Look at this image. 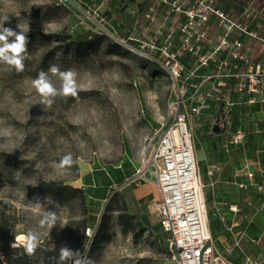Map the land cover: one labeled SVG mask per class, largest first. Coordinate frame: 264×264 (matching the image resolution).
<instances>
[{
  "label": "rangeland",
  "instance_id": "374dc122",
  "mask_svg": "<svg viewBox=\"0 0 264 264\" xmlns=\"http://www.w3.org/2000/svg\"><path fill=\"white\" fill-rule=\"evenodd\" d=\"M229 1L246 5L245 0ZM102 13L88 12L81 3H75L73 9L61 0H0V22H5V27L22 30L27 36H43L41 40L35 37L33 44L27 46L23 71L0 63V218L5 216L16 224L15 246L25 247L17 236L32 232L38 243L50 250L60 251L66 245L86 261L93 232L107 214L112 239L91 255L90 264H166L161 242L165 233L153 228L159 223L153 204L141 198L143 182L119 185L115 183L116 174L110 171L105 178L113 186L108 198L97 202L88 195L96 168L108 172L121 167L124 177L144 170L155 130L170 120L173 83L154 54L145 50L146 56H142L120 44V38L110 32L109 24L100 23ZM108 22L113 26V20ZM93 34L103 39L85 57L71 50L68 54L63 52L71 43L94 40L90 37ZM50 64H56L61 71L71 69L76 73V97L57 96L50 106L42 103L32 80L41 70L48 72ZM48 76L59 88V74L48 72ZM246 110V115L245 110L241 111L238 125L245 126L246 132L251 127L264 130V108ZM232 123L233 120L229 124ZM203 130L201 126L197 132ZM195 142L202 181H206V162L215 172L212 183L216 198L208 200V206L219 208L216 216H211L210 224L213 229L221 226L214 229L217 236H222L214 238L216 246L219 241L231 246L237 240L242 249H237L231 259L256 257L264 250V208L230 212L225 203L232 200L240 204L243 190L229 185L218 173L228 174L239 168L240 163L228 159L218 137H212L210 142L197 138ZM260 144L264 146V141ZM69 153L74 163L61 168V159ZM51 184L67 192L64 197H57L58 192ZM149 190L157 196L156 190ZM209 190L212 189L206 188L205 192ZM117 194L127 202L130 212L139 218L147 216L151 226L136 235H123L117 220L119 212L107 211ZM49 212L56 214L52 227L41 224ZM252 220V232L239 240ZM255 233L261 235L257 246L251 243Z\"/></svg>",
  "mask_w": 264,
  "mask_h": 264
},
{
  "label": "built area",
  "instance_id": "2783aa9c",
  "mask_svg": "<svg viewBox=\"0 0 264 264\" xmlns=\"http://www.w3.org/2000/svg\"><path fill=\"white\" fill-rule=\"evenodd\" d=\"M218 1H130L135 7L131 12L135 23L125 27L119 42L142 56L145 50L154 54L173 82L170 120L155 130L144 170H137L125 182L153 183L158 189V197L149 203L161 229L169 235L166 264H264V252L258 257L230 259L242 249L236 239L231 246H216L196 157L195 139L199 136L195 130L202 115L213 108L223 111L220 116L215 112L208 116L212 127L224 129V152L244 145L246 130L226 125L236 104L234 94L252 105L264 87V64L253 49L257 43L264 46V0H245L244 9L235 13L223 11ZM61 2L73 9L75 3H81L88 12L99 10L88 7L84 0ZM100 23L108 24L107 18L101 17ZM110 32L119 38L118 33ZM245 170L253 183L254 172L248 167ZM237 186L248 188L242 182ZM229 211L236 214L239 209L232 204ZM245 237L243 232L239 240ZM0 264H9L2 252Z\"/></svg>",
  "mask_w": 264,
  "mask_h": 264
},
{
  "label": "crops",
  "instance_id": "0c3cea01",
  "mask_svg": "<svg viewBox=\"0 0 264 264\" xmlns=\"http://www.w3.org/2000/svg\"><path fill=\"white\" fill-rule=\"evenodd\" d=\"M99 1H102L100 4ZM119 1V2H118ZM84 2L87 4V6L89 7H94V8H98L100 11H102V15L101 17H106L108 19V21L113 20L112 24L110 25V23L108 22L111 30H113L114 32L118 33V34H122L124 32L125 27H132L134 25V17L132 16L131 12L133 11V9H135V7H132V2L128 1L126 2V4L123 6L124 8L120 11L119 10V3L120 0H84ZM218 6L223 10V11H227V12H241V10L244 9V6L242 7L243 4H240L239 2L236 3H231L229 0H219L217 2ZM241 9V10H240ZM100 17V18H101ZM253 49H255V54L257 56V60L261 61L262 64H264V46L260 45L259 43L254 44ZM256 97V103L249 105L245 102V97L239 95V94H234V99L236 101V104L233 106V108H231V114L229 117L228 122L226 123V125L229 127H231V125L229 124L231 120L234 121V123H237V126L235 129L236 130L238 128H242L244 130H247V128L243 125H238V122L241 121V119L239 117L242 116V112L245 110V115H246V109H259V108H264V87L262 88L261 92L255 96ZM215 108H213L211 111L205 113V115H207V117H209L208 115H210V113L215 112L214 111ZM242 111V112H241ZM202 118V117H201ZM201 118L199 119V123L198 126L199 128L196 129L195 134L200 133L202 135V131L201 132H197V130H199L202 126L201 123ZM232 123V124H234ZM232 129V127H231ZM263 129H258V128H254L251 127L249 129L248 132H246V136H245V143L243 146H235L231 149L230 153H225L224 150L223 152L228 156L229 160H234V161H238L240 163V167L234 170H231L230 173H226V172H222V173H218L220 178H223V180H227V183L229 185H233L236 186L238 189L243 190V193L246 192V197L243 199V202H241L240 204L236 203L235 205H237L239 211L241 212L244 208L247 209L248 207L252 208V207H260L261 208V204L262 201L264 199V146H261L260 142L261 140L264 141V135H263ZM217 134L214 137H218L222 143V148L224 146V144L226 143L225 141V134H224V129H222L221 127H219V132H216ZM257 135H260L259 137ZM197 139V138H196ZM195 139V140H196ZM199 139V138H198ZM264 145V144H263ZM199 164V162H198ZM248 167L249 170H252L255 174L254 179H253V183H251L248 178H247V170H245V168ZM116 170L121 169V167H117L115 168ZM201 169V166L199 167V170ZM214 168H212V166L210 164H208V162H206V177H205V182H203L204 185V191L206 188H211L212 190H209V194H211L212 198H216V196H214V190H215V186H213L214 184L212 183L213 180L215 179V172L213 171ZM102 172L105 173V175H107L106 177L109 176V172H115L114 170H109L108 172L105 169H99ZM201 171V170H200ZM121 173V172H120ZM122 174V173H121ZM202 174V172H201ZM122 176L124 177V174H122ZM133 175H131L130 177H124L125 181H127L129 178H131ZM116 178H117V174H116ZM115 178V181H116ZM93 180V184H91L90 187H92L93 189H99V187H101V184H99V181H95ZM203 180V177H202ZM247 183V187L246 189H241L240 187L237 186V184L239 183ZM116 183V182H115ZM125 183V182H124ZM123 183V184H124ZM256 185L255 187L253 186ZM122 185V184H120ZM112 184L108 183V189L112 188ZM262 188V190H259V188ZM153 189L156 190L158 193V189L156 188V186H151V184H147L144 183L142 184V195L141 198L143 199V201L146 202H150V200L152 199H156L158 197L157 196H153L151 194V191L149 189ZM137 192H140L137 190ZM242 193V194H243ZM207 193L205 192V197H206ZM218 197V196H217ZM206 202H207V198H206ZM234 201L231 200L232 203ZM225 205L227 206V203H225ZM262 209V208H261ZM229 210V208H228ZM149 219V218H148ZM150 220V219H149ZM245 223V222H244ZM247 223V222H246ZM254 224L253 220L252 221H248V223L246 224V235L251 231V228ZM253 235V239H251V243L252 240L258 241L257 243H253L254 245H258L261 242V235H259V233H255L252 234ZM222 236H218L217 239H221ZM247 237V236H246ZM222 243L223 241H219L217 244V247L219 246V248H222ZM226 243V242H225ZM264 252V250H263ZM261 252L259 255H257L256 257L262 255ZM245 257V256H244ZM243 257H239V259H242ZM234 260H236L235 258H233ZM232 259V260H233ZM238 261V260H236Z\"/></svg>",
  "mask_w": 264,
  "mask_h": 264
},
{
  "label": "trees",
  "instance_id": "16d2710c",
  "mask_svg": "<svg viewBox=\"0 0 264 264\" xmlns=\"http://www.w3.org/2000/svg\"><path fill=\"white\" fill-rule=\"evenodd\" d=\"M128 1H134V0H120V5H119V10H122L124 7V5L126 4V2ZM102 1H99L98 4H100ZM119 2V1H118ZM259 2V0H258ZM261 33L264 35V28L261 30ZM38 34H30L28 36L29 39V44L27 45L28 47H30L31 44H33V39L35 37H37ZM40 37H37V39H42L43 36L39 35ZM119 38L122 37V34H118ZM90 37L95 38L94 40H83V41H78L75 43H71L69 45H67L66 47H64L63 52H65L66 54L70 53L73 51L74 54H76L79 57H85V53L88 52L90 50V48L96 44L97 42L101 41L103 38L100 36H97L95 34L90 35ZM72 46L74 47L73 49ZM118 47V46H117ZM133 47H135L133 45ZM84 49V50H83ZM46 55V54H45ZM75 56V55H74ZM47 58V55L45 56V60ZM219 111H216V113L218 114V116H220L222 114V110H220V107H218ZM201 123L202 126L204 127V130L202 132V135H200L199 139H203L204 141L207 140L210 142V140L212 139V137H214L217 133H216V126L212 127L210 125V119L209 117H207V115H202L201 118ZM232 129H235L237 126V123L234 124H230ZM208 142V143H209ZM8 160V159H6ZM11 166L15 165V162H10ZM120 170H116L115 174H117V178H116V183L123 184L125 182V178L122 176V174L120 173ZM93 179L94 180H98L99 184H101V187H99V189H93L90 183V188L88 189V195L90 197H95L97 202H102L105 201L108 198V192L110 191V189H108V181L105 179L106 175H104V172H102L99 169H95L93 172ZM129 173V172H128ZM131 176V174H130ZM129 176V177H130ZM101 179V181H100ZM85 181H87V183L90 182L89 178H85ZM51 186H54L55 190L58 193L56 194L57 197L62 198L64 197V195L67 192L63 193V189L61 187H57L55 184H51ZM70 188V187H68ZM71 189V188H70ZM73 190V189H71ZM76 192H83L81 189L77 190L74 189ZM246 192L243 193L241 195V202H243V199L246 197ZM207 198V202L208 200H210L212 198L211 194L207 193L206 195ZM120 200H122V206L119 205ZM113 203H115V207L113 205ZM209 203V202H208ZM232 204H236V202H232L229 203L227 202V207L229 208L230 206H232ZM109 207L107 209V211H118L119 214L117 216V220H118V225L121 228V232L123 235H128V234H137V231L140 230L143 231L144 229H146V227H150L151 223L150 220L148 219L147 216H141L139 218V216L135 213V212H130L129 210V206L127 204V202L125 200H123V198L121 197L120 194H117L108 204ZM114 207H113V206ZM208 217H210V224L212 223V215L216 216V211L219 209L218 206H216V208L208 206ZM214 222L215 221V218ZM110 218L108 217L107 214H104L101 219L99 224L96 227V230L93 232V239L91 241L90 247H89V255L86 259V264L87 262L90 261V257L92 254L96 253V250L104 243H108L111 241L112 239V234H111V222H110ZM211 227V231L214 234V237H216L217 239V234L218 232L214 231V229H220V227H215L214 229ZM15 228H16V224L13 223L9 218L2 216L0 218V252H2L8 263L9 264H61V262L59 261V251L58 250H53V249H49L45 246H43L40 243H37V247L35 248L34 252L31 254H28L25 251V247L18 245L15 246ZM154 229H161V226L159 224H157L156 226H153ZM222 230V229H221ZM83 238L86 239V236L83 234ZM169 239V236L166 235V233L164 234L161 242L163 243L164 246V253H166L169 249L167 248V241ZM219 247V246H218ZM237 253V252H236ZM230 258V257H229ZM74 259H76L75 257H73L72 259L66 260L64 262H62V264H73ZM231 259V258H230Z\"/></svg>",
  "mask_w": 264,
  "mask_h": 264
},
{
  "label": "clouds",
  "instance_id": "9594fccd",
  "mask_svg": "<svg viewBox=\"0 0 264 264\" xmlns=\"http://www.w3.org/2000/svg\"><path fill=\"white\" fill-rule=\"evenodd\" d=\"M4 24L5 22H0V63L14 67L17 72L23 71L24 61L27 59L28 36L22 30H13L12 28L5 27ZM48 72L53 75L59 74L61 80L59 88L55 87L51 82ZM48 72L41 70L37 77L32 80L33 87L43 98L42 103L50 106L54 102L53 98L57 96L76 97L78 95L76 73L73 70L61 71L56 64H50ZM73 163V157L69 153L61 159L60 167H71ZM55 222L56 214L49 212L41 221V224H47L49 227H52ZM17 239H21V237ZM22 239L25 240V251L28 254L33 253L38 243L37 236L32 232H28ZM74 256L77 258L74 259L73 264H86V261L80 258L78 251L74 253L66 245L60 248L59 261L61 264L66 260L72 259ZM87 264H90V262H87Z\"/></svg>",
  "mask_w": 264,
  "mask_h": 264
},
{
  "label": "bare ground",
  "instance_id": "6f19581e",
  "mask_svg": "<svg viewBox=\"0 0 264 264\" xmlns=\"http://www.w3.org/2000/svg\"><path fill=\"white\" fill-rule=\"evenodd\" d=\"M143 56H146V55H143ZM18 237H21V239H18V242H22V243L25 245V242H24L25 240L22 239L23 237H25V235L20 234V235L17 236V238H18Z\"/></svg>",
  "mask_w": 264,
  "mask_h": 264
},
{
  "label": "water",
  "instance_id": "95a60500",
  "mask_svg": "<svg viewBox=\"0 0 264 264\" xmlns=\"http://www.w3.org/2000/svg\"><path fill=\"white\" fill-rule=\"evenodd\" d=\"M216 132H219V127L218 126L216 127Z\"/></svg>",
  "mask_w": 264,
  "mask_h": 264
}]
</instances>
